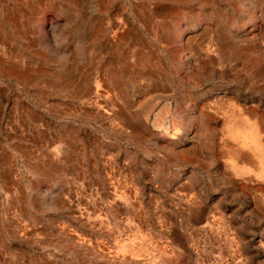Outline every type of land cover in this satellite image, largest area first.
<instances>
[{"label": "rangeland", "instance_id": "1", "mask_svg": "<svg viewBox=\"0 0 264 264\" xmlns=\"http://www.w3.org/2000/svg\"><path fill=\"white\" fill-rule=\"evenodd\" d=\"M0 264H264V0H0Z\"/></svg>", "mask_w": 264, "mask_h": 264}, {"label": "crops", "instance_id": "2", "mask_svg": "<svg viewBox=\"0 0 264 264\" xmlns=\"http://www.w3.org/2000/svg\"><path fill=\"white\" fill-rule=\"evenodd\" d=\"M219 158L215 161L207 162L205 165H196L193 157L200 154L199 150H189L186 165H169L182 168L183 184L193 186L194 178H202L204 180L205 190L208 195L223 194L226 199L231 194L229 187L231 185H247L250 180V175L247 173L249 169L256 168L255 165H260L255 157L258 153L250 150V148H242L237 150V142L231 144L229 152L226 153V146L222 145L221 139L218 140ZM221 150L224 151L221 159ZM231 150V151H230ZM240 153V157L238 156ZM194 200L198 192L196 190L184 191ZM211 201V200H210ZM207 215V214H206Z\"/></svg>", "mask_w": 264, "mask_h": 264}]
</instances>
